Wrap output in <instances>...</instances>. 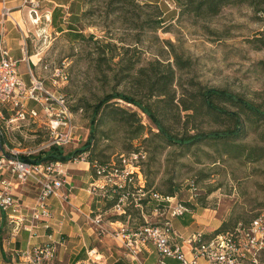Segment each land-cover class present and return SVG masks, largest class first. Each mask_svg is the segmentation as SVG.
Returning <instances> with one entry per match:
<instances>
[{
  "label": "rangeland",
  "instance_id": "374dc122",
  "mask_svg": "<svg viewBox=\"0 0 264 264\" xmlns=\"http://www.w3.org/2000/svg\"><path fill=\"white\" fill-rule=\"evenodd\" d=\"M109 1L87 0L80 16L74 19L69 11L60 13L55 25L53 18L46 17L49 15L46 8L39 9L37 25L30 21L29 9L20 8L29 25L27 28L22 24L23 31L19 29V32H27L29 46L35 47V53H41L33 60L37 63L41 58L42 63L38 70L31 68L32 71L48 77L50 74L43 65H49L52 71L63 63L67 66L69 82L61 91L76 115L81 140L64 147V154L84 149L94 129L88 157L77 164L93 161L108 164L117 162L121 154L141 151L145 155L140 165L146 184L159 193L176 194L194 215L206 214L211 225L216 223L220 228L225 223L224 230H229L264 215V154L259 152L264 149V121L251 117L248 121V114H240L245 136L232 141L247 147L242 155L225 154L223 144L212 141L188 148L171 145L140 109L122 100L109 102L93 121L94 108L103 99L124 94L150 105L164 126L178 138L186 133L231 129L234 122L226 116L205 109L199 114L183 111L181 101L188 105L196 103L200 92L210 88L238 95L264 111V16L248 5H239L227 6L209 19L184 18L178 22L177 5L169 1L171 7L164 3L168 14L162 20V28L151 32L148 21L152 9L144 6L143 0H138L139 7L123 3L125 10L121 15L110 12ZM119 5L122 4L113 7ZM69 24L76 32L61 33ZM106 43L112 46L106 48ZM175 55L188 61L189 67L177 68ZM12 56L17 60L23 58L20 43L12 45ZM156 61L170 64L174 71L166 97L151 94L144 83L150 82V77L153 81L150 63ZM142 68L148 70L140 73ZM18 70L24 82L30 84L26 62L19 61ZM159 71L163 73L164 68L159 67ZM220 105L239 111L229 103ZM191 114L194 116H186ZM124 118L132 121L126 123L122 121ZM1 125L5 149L34 151L49 139L47 130L40 124L24 122L7 126L1 122ZM108 210L103 217L105 222L120 216L113 208ZM128 213L131 217L123 221L128 222L129 228L144 223L135 208H128ZM192 213L186 215L191 217Z\"/></svg>",
  "mask_w": 264,
  "mask_h": 264
},
{
  "label": "built area",
  "instance_id": "2783aa9c",
  "mask_svg": "<svg viewBox=\"0 0 264 264\" xmlns=\"http://www.w3.org/2000/svg\"><path fill=\"white\" fill-rule=\"evenodd\" d=\"M168 5L171 7L169 3ZM23 7L29 9L30 21L37 25L41 4L36 0H25ZM11 12L3 0L0 23L9 20ZM16 24L21 29L18 22ZM22 51L27 55L25 49ZM40 54L37 52L36 56L39 57ZM23 61L27 62L29 68L30 84L22 79L18 70L19 61L13 58L10 48L0 36V215L4 213L7 216L17 233L25 230L33 236L38 223L51 219L49 200L55 198L60 203L68 202L73 188L64 190L66 172L63 162L37 163L25 161L21 157L34 159V154H41L52 148L63 149L80 142L81 135L76 115L61 91L69 82L67 66L63 63L62 67L52 71L49 65H43V69L50 75L42 77L32 71L30 59L26 57ZM41 63L42 59L39 58L34 63V68L38 69ZM1 122L7 126L24 122L40 124L47 130L49 139L34 151L5 149L2 144L4 128ZM87 156V153H82L71 160L85 161ZM144 158L141 151H134L128 155H119L117 162L111 161L106 166L94 165L100 186L92 185V189L103 190L105 194L108 189L121 190L122 195L113 209L121 216L126 214L127 207L134 206L141 211L144 219V223L135 229L129 228L125 223L112 228L113 223H106L102 215H97L91 219L97 237L112 239L127 249L134 261L140 264L142 262L139 255L150 246L157 251L156 264H169L168 260H174L176 264H198L201 260L208 264H261L264 258V215L252 219L248 225L239 224L235 229L209 239L205 232H194L184 238L175 228L174 220L184 218L192 212L177 196L146 190L140 165ZM86 163L90 167V163ZM16 184H32L37 188L34 206H22L14 194ZM129 188L135 189L131 195L130 192H125ZM146 208L150 210L149 213L145 212ZM152 219H157L158 222H152ZM55 255L54 243L38 245L32 252L24 253L31 264H51ZM87 255L84 264H102V258L96 249H90Z\"/></svg>",
  "mask_w": 264,
  "mask_h": 264
},
{
  "label": "crops",
  "instance_id": "0c3cea01",
  "mask_svg": "<svg viewBox=\"0 0 264 264\" xmlns=\"http://www.w3.org/2000/svg\"><path fill=\"white\" fill-rule=\"evenodd\" d=\"M6 5L11 9V17L9 20L0 23V36L3 41L10 48L12 54V45L21 44V50L25 49L27 55L23 58L30 59L29 65L34 68L36 63L33 58H37L35 47L29 46L27 42L28 35L20 33L16 22L23 31L22 24L28 28V20L23 18L21 7L25 0H5ZM41 4V7L46 8L49 15L46 17L53 18L55 14V24L58 15L69 11V15L76 19L84 12L86 7V0H36ZM144 2L158 5L159 8L165 13L164 17L168 14L165 12L166 8L164 3L176 0H143ZM3 0H0V6ZM26 8V7H25ZM178 17V9L175 18ZM1 20V18H0ZM1 22V21H0ZM73 25L69 24L67 29L63 32H76L70 29ZM62 28V25L58 26ZM21 34V35H20ZM25 35L27 37H25ZM25 47L22 45V40ZM14 58V56H13ZM21 58L18 61H23ZM15 59V58H14ZM17 60V59H15ZM26 62V61H23ZM27 64V62H26ZM38 70V69H36ZM2 145L0 143V151ZM64 153V152H63ZM78 161L73 162L69 160L64 163L66 172V185L64 190L72 187V192L69 195L68 202L60 203L57 199L51 198L49 200L51 219L47 222H40L37 224L33 232V236L25 230L17 233L14 226L9 222L7 216L2 213L0 215V264H31L29 259L24 257V253L32 252L33 249L42 244L54 243L56 246V255L51 264H84L88 257L90 249H96L99 256L102 258V264H140L134 261L133 257L129 255L127 249L115 243L108 237L99 238L96 236L92 223V218L97 215L102 217L108 214V209H105L109 197L103 190L92 189V185L100 186V182L95 176L94 172L90 170L89 164H77ZM14 194L18 197L20 203L24 207L34 206L38 190L32 184L29 185H15ZM152 190V188H151ZM154 191V190H153ZM190 215V214H189ZM186 215L182 219L174 220V226L183 235L184 238L190 236L194 232H205L206 234L213 233L219 225L212 224L206 214L196 215L193 213L191 217ZM189 216V217H188ZM194 220V221H191ZM113 223L112 228L119 227L121 223ZM105 222V220H104ZM107 223V222H106ZM128 225V222H126ZM48 226L49 228H46ZM204 229L200 230L199 228ZM142 264H156L158 261L157 251L153 246H150L139 255ZM169 264H176L174 260H168ZM198 264H208L206 261L201 260Z\"/></svg>",
  "mask_w": 264,
  "mask_h": 264
},
{
  "label": "trees",
  "instance_id": "16d2710c",
  "mask_svg": "<svg viewBox=\"0 0 264 264\" xmlns=\"http://www.w3.org/2000/svg\"><path fill=\"white\" fill-rule=\"evenodd\" d=\"M87 1V0H86ZM129 2L133 4L134 7H139L138 0H110V12L116 13L121 15L124 13L125 6L123 3ZM113 4H122L117 7H113ZM176 5L178 8V22H181L184 18H192L194 20L198 19H209L212 17H215L221 13L223 8L227 6H239V5H248L252 7L255 11V13L260 14L264 16V0H176ZM144 6L152 9L151 18L148 21V29L151 32H157L159 31L163 26V18H164V12L159 8L158 5L150 4L147 2H144ZM54 19V25H55V14H53ZM70 29L76 30L73 27ZM59 30H61L59 28ZM62 31V30H61ZM77 36V35H75ZM80 38H83L80 36ZM106 48H110L112 45L111 43L105 44ZM175 64L176 67L179 69H184L189 67L190 63L188 61H184L181 57L178 55H175ZM151 71L153 73V77L151 81V77L149 79L150 82L147 83V81H144V83L148 86L150 93L158 96V97H166L169 95V85L173 82V69L170 64H162L159 61H156L155 63H150ZM157 66V69L156 67ZM159 67H163L164 71L163 73H160ZM148 69L142 68L140 70V73H145ZM156 93V94H155ZM150 94V95H151ZM114 100H122L124 102H127L129 104L134 105L138 109H140L154 124L156 129L159 131V134L162 136V138L168 142L171 145H178L180 147H191L193 145H196L202 141H212L215 143H222L225 148V154H231L236 153L238 155H242L246 150L247 147L242 144H236L233 143L232 140L238 139L240 137L245 136V128L243 127V122L241 121L240 114H248V118H255L257 120L264 121V111L260 109L257 105L254 103L247 101L243 99L242 97L238 95H234L232 93H229L225 90L216 89V88H210L206 89L204 91L200 92L199 100L196 103H193L191 105H188L184 101H181V105L183 107L184 112H192L193 114H199L202 113V111L205 109L207 112L211 114H218L228 117L234 122V126L231 129L224 130V131H211L206 134H188L186 133L183 137L178 138L175 135H172L170 131L164 126L163 122L157 117L156 113L152 109L150 105H144L143 102L140 100H137L133 97L126 96L124 94H113L109 95L105 99H103L95 108L93 112V121L96 119L97 115L101 112L102 108L109 104V102ZM220 103H229L230 105L238 108V112L231 111L227 109L226 107H222ZM186 115L188 118L194 116ZM251 118L247 119L248 121L251 120ZM129 123L132 121L130 118H124L122 121ZM93 124V123H92ZM141 128L142 125H141ZM91 138L84 146V149H79L77 151H74L70 153L69 155H65L63 153L62 149L52 148L47 152H43L39 154L37 157L32 159L31 157H25L22 156L21 158L25 161H32V162H45V161H61L63 163L68 162L69 160L73 159L74 157H77L78 155L82 153L88 154V149L93 141L95 130L92 129L91 131ZM259 151L262 155L264 154V149H259ZM261 155V156H262ZM88 157V156H87ZM90 163V162H89ZM102 165L106 166L108 164H99L97 161H93L90 163V169L92 172H94L96 176V170L94 165ZM146 190H151V187H149L148 184H146ZM155 191V190H154ZM107 196L109 197V201L107 202L108 208H114L115 205L118 203V200L120 196L122 195L121 190H115L114 189H108ZM125 192H130V195L135 192V189L129 188V190H125ZM157 192V191H155ZM159 193V192H158ZM162 194V193H160ZM166 196H172L175 197L176 194H163ZM130 201L133 202V199L130 198ZM158 206V205H156ZM134 206H129L126 209V214L121 216H116V218L112 219L113 222L120 221L123 223H126V221H123L124 218L127 216L131 217V214L128 213V208ZM136 209V208H135ZM148 209V208H146ZM145 209V212L148 213ZM139 214H141V211L136 209ZM150 211V210H149ZM142 216V214H141ZM239 225V224H238ZM238 225L234 226L233 228L229 230H224L226 227V224H221V227L216 229L211 234H206V238H212L216 235L226 233L227 231L235 229ZM243 225V224H242ZM139 227V226H138Z\"/></svg>",
  "mask_w": 264,
  "mask_h": 264
},
{
  "label": "bare ground",
  "instance_id": "6f19581e",
  "mask_svg": "<svg viewBox=\"0 0 264 264\" xmlns=\"http://www.w3.org/2000/svg\"><path fill=\"white\" fill-rule=\"evenodd\" d=\"M30 17V16H29ZM21 28V27H20Z\"/></svg>",
  "mask_w": 264,
  "mask_h": 264
}]
</instances>
